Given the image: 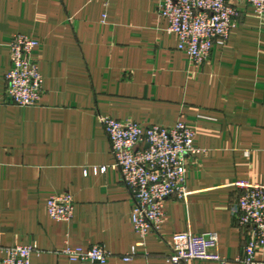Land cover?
<instances>
[{
  "label": "crops",
  "instance_id": "1",
  "mask_svg": "<svg viewBox=\"0 0 264 264\" xmlns=\"http://www.w3.org/2000/svg\"><path fill=\"white\" fill-rule=\"evenodd\" d=\"M159 4L0 0V258L6 247L36 244L31 264H80L58 251L101 245L111 253L104 264H172V235L189 231L217 233V252L240 264L234 258L247 232L232 212L243 192L237 183L264 186V14L237 2L227 42L196 65L177 49ZM16 33L39 42L33 56L43 81L34 106L5 94ZM103 116L141 126L182 121L202 150L185 156V199H166L159 230L129 261L121 257L141 239ZM62 193L73 198L70 221L47 213L48 198ZM255 258L264 260V246Z\"/></svg>",
  "mask_w": 264,
  "mask_h": 264
},
{
  "label": "built area",
  "instance_id": "2",
  "mask_svg": "<svg viewBox=\"0 0 264 264\" xmlns=\"http://www.w3.org/2000/svg\"><path fill=\"white\" fill-rule=\"evenodd\" d=\"M239 1L249 5L259 17L263 16L264 0H160L159 14L168 21L167 32L177 36V49L199 65L210 57L214 44L227 42L238 16L236 3ZM38 46L36 39L21 33L12 35L9 40L10 65L5 73V94L12 104L28 107L39 102L43 78L33 56ZM100 120L110 143L114 166L119 169L130 193L133 230L141 239L121 257L123 261H129L136 254V246L144 244L146 235L159 230L166 199L171 196L185 199L188 194L185 156L202 150L193 144L194 132L182 121L162 127L141 126L131 120L109 116ZM237 185L243 192L232 212L247 235L242 251L234 261L264 264V260L255 258L256 250L264 246V186L246 182ZM46 209L53 220L70 221L74 213L72 195L50 196ZM217 244L215 232H175L167 260L172 264H189L193 260L228 263L229 260L217 252ZM37 251L36 244L6 247L0 264H31V255ZM58 254L80 264H104L111 256L101 245L82 248L66 244Z\"/></svg>",
  "mask_w": 264,
  "mask_h": 264
}]
</instances>
